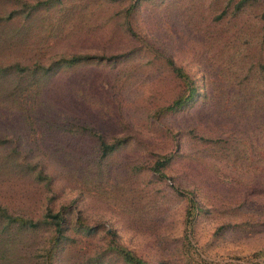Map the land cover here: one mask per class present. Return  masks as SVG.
<instances>
[{"label":"rangeland","instance_id":"374dc122","mask_svg":"<svg viewBox=\"0 0 264 264\" xmlns=\"http://www.w3.org/2000/svg\"><path fill=\"white\" fill-rule=\"evenodd\" d=\"M1 207L0 264H264V0H0Z\"/></svg>","mask_w":264,"mask_h":264},{"label":"trees","instance_id":"16d2710c","mask_svg":"<svg viewBox=\"0 0 264 264\" xmlns=\"http://www.w3.org/2000/svg\"><path fill=\"white\" fill-rule=\"evenodd\" d=\"M82 58L79 57H74L73 58V62H78V61H82ZM185 103V99L181 98L176 100L175 102H173L172 105L161 109V113L164 114L166 112H171L177 109H180L184 106ZM101 149L104 151H108L111 150L115 147V145H109L104 139L103 137H101ZM171 160V156H167V157H162L161 160H159L156 165L153 167V170L155 172H157L162 178L164 177V174L162 173V167H164L167 162H169ZM2 214H6L7 215V209L6 208H0ZM46 219H48L50 221V223L55 227V232L57 235H63L64 233V224H65V220L66 218H64L63 213L62 212H58V213H54L51 210L47 212L46 215ZM19 220H21V222H24L25 224H28L32 227H37L38 225H36V223H34L33 221H26L23 218H19ZM120 254L123 256L124 260L129 263V264H147L146 262H144L142 259L136 257L133 253L129 252L126 249H121L120 250Z\"/></svg>","mask_w":264,"mask_h":264}]
</instances>
